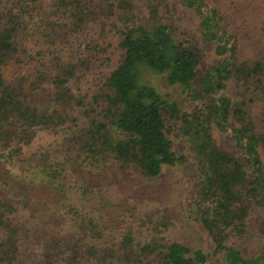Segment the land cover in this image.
<instances>
[{
    "label": "trees",
    "instance_id": "16d2710c",
    "mask_svg": "<svg viewBox=\"0 0 264 264\" xmlns=\"http://www.w3.org/2000/svg\"><path fill=\"white\" fill-rule=\"evenodd\" d=\"M179 3L197 16L194 36L173 28L168 0H0V164L5 167L0 179V189H5L0 192V264H28L18 258L20 231L27 221L22 216L26 214L31 226L39 216L37 211L47 203L32 200L31 191H56L55 178L62 171L57 152L50 146L25 150L35 136L74 129L80 142L69 145L71 151L92 159L111 154L121 165L133 164L153 177L162 167L182 159L172 150L164 113L179 119L182 130L197 146L203 178L196 212L213 250L221 254L223 264H264V244L255 255L243 257L237 246L227 242L245 233L250 206L264 208V127H257L256 115L251 114L253 104L264 99V47L253 38L238 46L235 34L226 28L228 14L221 0L216 5L205 0ZM259 3L264 12V0ZM240 5L246 14H256L255 0H240ZM42 13L47 14L44 20L48 14L54 16L59 30L65 24L61 17L76 29L100 21L102 28L117 32L119 59L104 76L100 91L103 106L98 115L102 113L103 119L91 117L84 122L83 136L82 128H74L73 113L76 106L86 109L84 105L90 104L82 101L83 94L66 86L72 66L54 56L56 65L46 66L40 58L30 68V56L19 60L16 54L24 28L36 27ZM200 39L211 45L218 59L197 78ZM246 50L248 54L243 56ZM14 57L21 71L10 80L3 67ZM144 69L163 74L168 84L179 85L197 107L189 112L167 103L142 79ZM229 80L238 88L233 100L223 94ZM44 84L51 90V104L46 107L36 104L30 93ZM212 124L226 133L238 154L215 144L209 133ZM14 192L20 195L16 200L10 197ZM51 202L56 204L57 198L53 196ZM53 208L63 215L61 205ZM131 240V235H123L112 255L89 242L62 246L55 240L45 248V261L38 264H152L151 259L155 264H203L208 259L207 253L179 242L133 246Z\"/></svg>",
    "mask_w": 264,
    "mask_h": 264
},
{
    "label": "rangeland",
    "instance_id": "374dc122",
    "mask_svg": "<svg viewBox=\"0 0 264 264\" xmlns=\"http://www.w3.org/2000/svg\"><path fill=\"white\" fill-rule=\"evenodd\" d=\"M168 1L173 28H178L184 35L194 36L197 33V16L182 6L179 0ZM205 1L216 5L219 0ZM260 1L255 0L257 11L252 15L242 11L240 0H221L228 14L225 17L226 28L235 34L239 47L247 45L252 38L264 47V12ZM107 13L112 14L110 11ZM46 15L42 13L39 19L34 18L36 27L30 25L24 28L16 54L19 60L30 56L27 59L30 68L40 58L45 60L46 66L56 65L54 56L72 66L73 75L66 86L76 94H83L82 101L90 104L84 105L86 109L83 105L76 106L73 113L74 128L76 131L82 128L80 136H83L84 122L91 117L103 119L102 113L98 115L103 106L100 91L104 76L119 59L117 32L112 28H102L100 21L76 29L74 24L61 17L60 21L65 24L59 30L56 29L58 20L50 14L48 20H44ZM202 43L201 59L196 67L197 78L218 59L211 45ZM247 54V50L242 53L243 56ZM16 61L14 57L3 67L7 79L17 78L20 73V65ZM142 79L153 86L167 103H175L180 110L190 112L197 107L179 85L168 84L163 74L144 69ZM50 91L49 85L44 84L30 92L31 99L40 106H49ZM237 93L233 80L227 81L223 94L233 100ZM251 110L252 116L256 115V126L264 127V99L255 102ZM164 118L172 150L182 159L162 167L160 173L153 177L145 176L133 164L121 165L111 154L92 159L86 153L71 151L68 146H77L80 142L74 129L65 128L57 135L43 133L35 136L25 150L50 146L57 152L55 156L62 171L55 178L56 191L51 188L31 191L32 200L47 203L37 211L41 218L36 216L31 226L26 214L22 216L27 221L26 228L20 231L19 261L42 263L48 254L45 248L55 240L60 241L62 246L74 241L89 242L112 255L111 250L120 247L122 236L126 234L132 236L133 246L145 242L151 246L179 242L207 253L208 259L203 264H223L221 254L213 250L210 236L196 212L199 182L203 178L197 146L184 133L179 119L168 113H164ZM209 133L218 147L238 154L232 140L214 124L210 126ZM262 158L264 160V156ZM3 169L4 165L0 164V179H3ZM3 190L4 187H1L0 192L3 193ZM53 196L57 198L56 204L51 202ZM10 197L16 200L20 195L14 192ZM55 205H61L62 216L55 213ZM227 242L237 246L243 257L255 255L264 244V208L250 206L245 219V233L238 238H228ZM151 262L155 264L156 260L151 259Z\"/></svg>",
    "mask_w": 264,
    "mask_h": 264
}]
</instances>
